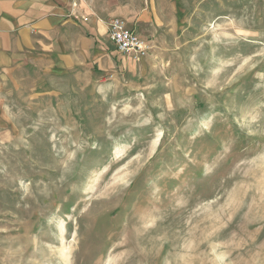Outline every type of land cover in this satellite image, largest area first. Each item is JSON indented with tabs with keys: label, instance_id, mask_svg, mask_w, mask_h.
I'll return each mask as SVG.
<instances>
[{
	"label": "rangeland",
	"instance_id": "374dc122",
	"mask_svg": "<svg viewBox=\"0 0 264 264\" xmlns=\"http://www.w3.org/2000/svg\"><path fill=\"white\" fill-rule=\"evenodd\" d=\"M124 9L0 78V264H264V0Z\"/></svg>",
	"mask_w": 264,
	"mask_h": 264
},
{
	"label": "crops",
	"instance_id": "0c3cea01",
	"mask_svg": "<svg viewBox=\"0 0 264 264\" xmlns=\"http://www.w3.org/2000/svg\"><path fill=\"white\" fill-rule=\"evenodd\" d=\"M113 1L0 0V78L31 67L32 60H77L79 46L90 37L108 39L111 20L127 17L126 0Z\"/></svg>",
	"mask_w": 264,
	"mask_h": 264
},
{
	"label": "built area",
	"instance_id": "2783aa9c",
	"mask_svg": "<svg viewBox=\"0 0 264 264\" xmlns=\"http://www.w3.org/2000/svg\"><path fill=\"white\" fill-rule=\"evenodd\" d=\"M108 39L116 53L140 61L149 53L150 47L139 37L131 24L124 19H112L108 26Z\"/></svg>",
	"mask_w": 264,
	"mask_h": 264
}]
</instances>
